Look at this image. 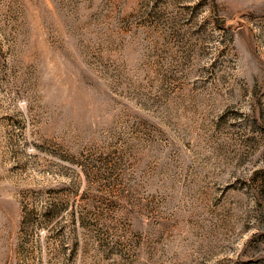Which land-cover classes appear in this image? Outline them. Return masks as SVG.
<instances>
[{"label": "rangeland", "instance_id": "1", "mask_svg": "<svg viewBox=\"0 0 264 264\" xmlns=\"http://www.w3.org/2000/svg\"><path fill=\"white\" fill-rule=\"evenodd\" d=\"M0 264H264V0H0Z\"/></svg>", "mask_w": 264, "mask_h": 264}]
</instances>
